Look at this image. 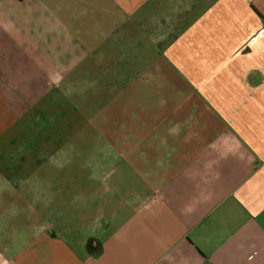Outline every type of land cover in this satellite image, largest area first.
I'll list each match as a JSON object with an SVG mask.
<instances>
[{
	"label": "crops",
	"instance_id": "obj_1",
	"mask_svg": "<svg viewBox=\"0 0 264 264\" xmlns=\"http://www.w3.org/2000/svg\"><path fill=\"white\" fill-rule=\"evenodd\" d=\"M260 52L264 0H0V112L93 134L74 190L0 173V264H264Z\"/></svg>",
	"mask_w": 264,
	"mask_h": 264
},
{
	"label": "rangeland",
	"instance_id": "obj_2",
	"mask_svg": "<svg viewBox=\"0 0 264 264\" xmlns=\"http://www.w3.org/2000/svg\"><path fill=\"white\" fill-rule=\"evenodd\" d=\"M259 55L260 58L264 57L263 52ZM84 91L90 92L87 87ZM13 98L17 102L2 104L10 105L16 111L12 115H21L18 118H6V113L0 112V116H3L0 119L1 128L4 130L0 134V173L8 176H28L30 173L36 178L45 177L53 191L74 190L71 186L75 184L70 181L75 178L72 180L71 176L77 175L79 179H84L90 172L89 168L76 166L71 160L83 159L81 153L89 158L91 152L86 147L93 138V134L89 133L90 128L84 126L82 121V115L86 113L79 107L77 110L75 87L58 88L50 97L54 102L39 103L29 110V105L21 102V97ZM44 156L60 161L50 162L47 166L35 163L36 159ZM65 160H70V163L66 164Z\"/></svg>",
	"mask_w": 264,
	"mask_h": 264
}]
</instances>
